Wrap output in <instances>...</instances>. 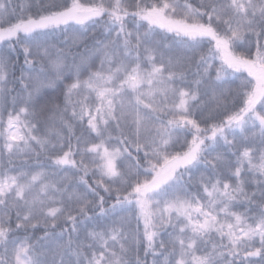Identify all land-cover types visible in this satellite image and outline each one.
Returning <instances> with one entry per match:
<instances>
[{
	"label": "snow or ice",
	"instance_id": "1",
	"mask_svg": "<svg viewBox=\"0 0 264 264\" xmlns=\"http://www.w3.org/2000/svg\"><path fill=\"white\" fill-rule=\"evenodd\" d=\"M0 264H264V0H0Z\"/></svg>",
	"mask_w": 264,
	"mask_h": 264
},
{
	"label": "trees",
	"instance_id": "2",
	"mask_svg": "<svg viewBox=\"0 0 264 264\" xmlns=\"http://www.w3.org/2000/svg\"><path fill=\"white\" fill-rule=\"evenodd\" d=\"M38 235H39V233H38Z\"/></svg>",
	"mask_w": 264,
	"mask_h": 264
}]
</instances>
